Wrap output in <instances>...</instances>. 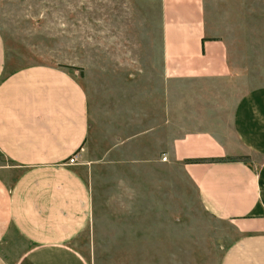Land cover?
<instances>
[{
    "label": "crops",
    "instance_id": "crops-1",
    "mask_svg": "<svg viewBox=\"0 0 264 264\" xmlns=\"http://www.w3.org/2000/svg\"><path fill=\"white\" fill-rule=\"evenodd\" d=\"M160 10L164 81L233 74L224 42L207 37L201 0H160ZM112 94L92 106L73 69L11 68L0 33V264H89L75 242L97 232L100 190L110 189L94 169L156 162L181 168L203 211L233 225L217 264H264L263 89L231 105L227 141L207 128L172 136L169 111L155 115L148 90ZM92 134L99 160L86 157ZM122 183L114 199L128 219L137 186L129 199ZM102 199L104 213L112 199Z\"/></svg>",
    "mask_w": 264,
    "mask_h": 264
},
{
    "label": "rangeland",
    "instance_id": "rangeland-1",
    "mask_svg": "<svg viewBox=\"0 0 264 264\" xmlns=\"http://www.w3.org/2000/svg\"><path fill=\"white\" fill-rule=\"evenodd\" d=\"M201 1L207 37L224 42L233 67L226 78L164 81L160 0H0V33L11 68L73 69L92 106L102 97L111 103L113 91L148 90L154 114L166 120L169 111L172 136L207 128L227 141L231 105L243 93L264 91V0ZM95 137L86 157L99 160ZM94 171L110 189L100 190L97 232L75 242L89 264H217L234 240L233 225L203 211L194 186L172 163ZM120 178L124 197H134L137 186L128 219L114 199Z\"/></svg>",
    "mask_w": 264,
    "mask_h": 264
},
{
    "label": "built area",
    "instance_id": "built-area-1",
    "mask_svg": "<svg viewBox=\"0 0 264 264\" xmlns=\"http://www.w3.org/2000/svg\"><path fill=\"white\" fill-rule=\"evenodd\" d=\"M76 159H77V157L75 156V155H73V156H70V159L68 160V163L70 164V163H74V162H76ZM167 159V157L164 155L163 157H162V160H166Z\"/></svg>",
    "mask_w": 264,
    "mask_h": 264
},
{
    "label": "trees",
    "instance_id": "trees-1",
    "mask_svg": "<svg viewBox=\"0 0 264 264\" xmlns=\"http://www.w3.org/2000/svg\"><path fill=\"white\" fill-rule=\"evenodd\" d=\"M218 160H221V159H214L213 161H218ZM195 161H197V160H195Z\"/></svg>",
    "mask_w": 264,
    "mask_h": 264
}]
</instances>
